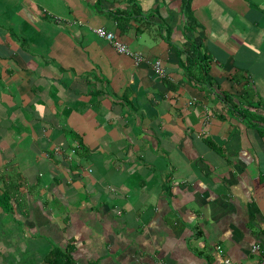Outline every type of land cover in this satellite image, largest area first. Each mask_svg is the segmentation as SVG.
Segmentation results:
<instances>
[{
  "label": "crops",
  "instance_id": "crops-1",
  "mask_svg": "<svg viewBox=\"0 0 264 264\" xmlns=\"http://www.w3.org/2000/svg\"><path fill=\"white\" fill-rule=\"evenodd\" d=\"M197 49L211 83L186 69ZM56 248L264 258V0H0V264Z\"/></svg>",
  "mask_w": 264,
  "mask_h": 264
},
{
  "label": "trees",
  "instance_id": "trees-1",
  "mask_svg": "<svg viewBox=\"0 0 264 264\" xmlns=\"http://www.w3.org/2000/svg\"><path fill=\"white\" fill-rule=\"evenodd\" d=\"M186 2L185 9L189 7V3ZM198 69L199 74H194L193 71L195 69ZM186 69L190 75H192V78L197 79L196 75L202 76V78L205 79L206 82L211 83L212 81L209 79V64L207 57L201 56L198 52V49L196 51V54L188 53L187 55V62H186ZM71 252L69 250H62L60 248L54 249L46 258H45V264H72V258H71Z\"/></svg>",
  "mask_w": 264,
  "mask_h": 264
},
{
  "label": "built area",
  "instance_id": "built-area-1",
  "mask_svg": "<svg viewBox=\"0 0 264 264\" xmlns=\"http://www.w3.org/2000/svg\"><path fill=\"white\" fill-rule=\"evenodd\" d=\"M94 34L101 40H104L108 42L109 44L112 45V47L120 54H125V55H131L134 56L137 61H141V58L139 55H134L133 51L131 48L125 44L120 37L116 35V33L109 31L105 28H96L93 30ZM153 69L155 71V74L158 76H164V68H163V63L161 61H156L153 64ZM260 249V246L255 247V251H258ZM224 264H235L230 261L225 262ZM258 264H264V258L261 259Z\"/></svg>",
  "mask_w": 264,
  "mask_h": 264
}]
</instances>
